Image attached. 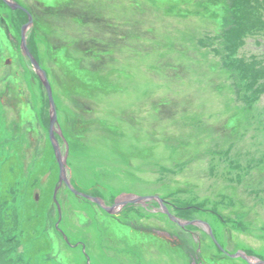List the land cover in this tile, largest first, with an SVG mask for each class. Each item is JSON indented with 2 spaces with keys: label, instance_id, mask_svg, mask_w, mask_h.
<instances>
[{
  "label": "rangeland",
  "instance_id": "rangeland-1",
  "mask_svg": "<svg viewBox=\"0 0 264 264\" xmlns=\"http://www.w3.org/2000/svg\"><path fill=\"white\" fill-rule=\"evenodd\" d=\"M36 1L56 5L68 0H19L27 5ZM154 1L164 9L166 5L169 13L178 14L167 21L168 28L178 25L196 29L189 40L195 36L199 48L206 51L199 54L200 60L189 59L188 66L167 68L168 76H174L177 82L180 78L174 86L158 74L152 75L139 60L132 62L127 49L119 50V54L126 55L129 65L137 68H78L68 50L47 46L33 20L29 39L34 38L38 48L37 53L32 48L34 54L53 84L58 116L54 123L63 140L58 139L67 146L62 160L65 176L53 185L41 232L46 234L47 228L53 232L50 250H55L52 255L61 264H222L228 256L229 264H248L234 257L236 250L244 249L264 259V175L260 184L259 179L251 178L257 177L259 170L264 172V11L254 4L242 7L232 24L225 3L230 2L227 8L233 10L231 5L239 0ZM215 6L223 16L221 21ZM0 10L9 9L1 2ZM1 18L3 36L7 23L1 24ZM183 35L186 40L188 33ZM18 41L11 44L4 37L0 40V69L8 66L7 73L0 72V149L10 152L8 147L13 142L20 144L25 153L20 154L24 168L20 184L24 187L47 158H40V154L43 147L50 146L47 132L51 116L43 99L47 97L44 88L39 87ZM71 96L88 105L89 111L71 113ZM179 96H190L189 106L183 100L180 103L186 110L201 109L199 117L186 119L182 111L176 112ZM164 102L168 103L167 111L155 115ZM206 122L222 123L237 131L233 144H222L225 137H217L221 129L194 131L187 140L181 138L177 143L167 140L169 135L187 136L193 125L201 127ZM190 152L196 157L191 159ZM177 158L181 160L173 163ZM49 169L55 175L57 164ZM246 172H251L250 183L256 181L262 190L252 189L254 184L248 188L237 183V177ZM68 184L88 197L96 196L99 202L71 192ZM152 193L163 197V206L150 199L145 205L127 201L126 215L124 210H114L121 207L117 199L125 194ZM17 199L19 208L22 194ZM35 200L37 205L42 202ZM164 208L181 217L196 214L209 221L221 246L203 228L188 226L194 235L182 231L176 226L182 220L170 219ZM7 231L15 242L13 232ZM162 231L175 232L183 243L161 237ZM234 232L253 235L258 243L232 238ZM185 241L193 253L197 252V258L183 253Z\"/></svg>",
  "mask_w": 264,
  "mask_h": 264
},
{
  "label": "trees",
  "instance_id": "trees-1",
  "mask_svg": "<svg viewBox=\"0 0 264 264\" xmlns=\"http://www.w3.org/2000/svg\"><path fill=\"white\" fill-rule=\"evenodd\" d=\"M127 1L68 0L59 2L56 5L36 2L30 7V11L33 14L35 24L42 30L47 46L51 47V50L60 49L61 47L68 50L72 58L71 61L76 62L78 68H84L89 71H108L116 68L120 70L122 69L121 66L127 68L126 65L130 69L132 67L137 68L129 65L131 61H128L126 55L119 54V50L124 51L127 49L128 54L132 55L129 58L132 62L139 60L141 65L150 69L152 75L158 74L162 80H168L170 82L169 85H177L181 82L180 78L177 82V78L168 76L167 68L188 66L189 59L200 60L199 54L204 53L205 55L206 53V51L199 48L194 40L195 36H193L192 40H189L190 35H193L192 32H195L196 29L189 28L187 30L178 25L168 28L167 21L176 19L175 15L177 13H169L166 5L164 9L158 6L154 0ZM243 1L233 2L231 5V9L234 8L233 10H228L230 2L228 4L225 3V10H227L231 22L233 20L232 24L236 19V14L239 11L242 12V7L254 4L256 8L261 7L264 11V0ZM215 9H217L216 15L220 17L221 21L223 16H221L219 7L215 6ZM17 13L25 20L27 13H23L20 10H17ZM183 15V18L187 17V15ZM184 33L186 35L188 33L186 40ZM34 42V38L29 39L28 45L34 57L38 60L39 56L35 55L32 49L34 48L37 53L38 48L34 45ZM191 56L195 57L192 58ZM71 98V102L74 104L70 111L71 113L73 111L76 113H87L89 111V106L83 101L76 96H71ZM43 99H46V97L43 96ZM177 99L178 110L176 112L180 113L182 111V114L186 115V119L199 117L198 114L202 112L201 109L186 110V106L180 103L183 100L188 102L189 106L192 101L190 96L188 98L179 96ZM167 106V102L161 103L154 111V114L158 115L162 111H167ZM174 106L171 107L172 110ZM219 129H221V133L217 137H225L226 139L222 144L226 143L228 145L230 142L233 144L237 131H232L229 126L226 127L222 123L218 125L206 122L201 127L200 124L193 125L187 131L189 134L186 138L194 135V131L208 130L213 132ZM182 137H185V135L182 134ZM16 147L22 156L25 155L21 150L20 144L19 146L16 144ZM185 148L187 146H184ZM52 154L53 151L50 146L49 149H44L43 155L48 157ZM194 157H196L195 153L190 152V158L193 159ZM1 158L0 225L1 223L4 224L0 226V240L1 238L3 239L0 241L3 243V245L0 244V247L3 249L4 254L0 252V264H61L52 255L55 250H50L52 242H54L53 232H50L48 228L46 234L41 232L46 223L45 207L49 200L52 199V188L49 190L50 187H48L42 193L43 197L40 200L42 202L39 201L41 204H38V206L32 198L34 185L37 184V181L32 183V185L27 184L22 187L20 184L22 165L18 164V158L14 155L11 158H6L5 155H2ZM13 159L18 163L12 162ZM177 159L181 160L180 158ZM43 162L45 163H43L44 165L42 164L43 167L42 165L38 167L32 175L37 176L39 171H43L48 167L47 161L43 160ZM256 176L258 177L259 175ZM239 178L240 184L248 188L254 184L255 188L252 187V189H261L260 186L255 185L256 181L252 180L250 183L251 179L249 180L245 173H241ZM20 194H22L23 201L21 207L17 208V198ZM10 201L12 203L8 205ZM8 229L13 232V240H16L15 242L11 241L12 236L10 234L7 235ZM4 244H8L9 247ZM42 256L47 257L43 262H39ZM8 258L10 259L9 262L7 261Z\"/></svg>",
  "mask_w": 264,
  "mask_h": 264
},
{
  "label": "water",
  "instance_id": "water-1",
  "mask_svg": "<svg viewBox=\"0 0 264 264\" xmlns=\"http://www.w3.org/2000/svg\"><path fill=\"white\" fill-rule=\"evenodd\" d=\"M6 2H8V5H10L12 8L13 7H16L17 6V4L16 3H11V2H9L8 0H5ZM28 14H29V19H28V22L27 23H25V26L27 25H29L30 23H31V21H32V15H31V13H29L28 12ZM25 26L24 27H22V31H21V36H22V39H21V43H20V47L22 48V51H23V53L26 55V56H28V58L30 59V61H31V63H32V65H33V68H34V70L36 71V73H37V75H38V78L40 79V82H42V84H43V86L45 87V91H46V93H47V95H48V105H49V114H50V116H51V121H50V130H49V139H51V142H52V145L54 146V150L56 151V156H57V160H58V162H59V167H60V177L62 178H64V176H65V174H64V169H63V166H62V160H63V158L61 159V153H60V151H59V148H58V142H57V139H55L54 138V136H53V134H52V131H53V127H54V122H55V120H56V106H55V104H54V99H53V93H52V91H51V85H50V81H48V78H47V74H46V71L40 66V64L37 62V60L36 59H34V57L32 56V54L30 53V51H29V48H27L26 46H25V40H24V28H25ZM59 177V178H60ZM69 185V184H68ZM58 186H56L55 187V190H56V188H57ZM69 187H70V189L74 192V193H76V194H81V195H83V196H86V197H88V195H86V194H84V193H81V192H77L73 187H72V185H69ZM133 196V195H132ZM152 197H156L157 199H158V202L160 203V204H162V199L161 198H159L158 196H156V195H134L133 197H131V198H128V200H126V201H129V202H135V201H137V200H145V199H149V198H152ZM88 198H90V197H88ZM93 199H95V201H98L97 199L98 198H96V197H94ZM126 201H120V202H118V203H120V204H123V203H126ZM99 202V201H98ZM97 202V203H98ZM99 204V203H98ZM115 205V204H114ZM113 205V206H114ZM164 210H165V212L166 213H168V211L164 208ZM168 216H170L172 219L174 218H176L174 215H171L170 213H168ZM188 222H190V223H196V222H199V223H201V224H203L204 226H207V228H208V231H209V233H210V235H211V237H213V235H212V233H211V227H210V225L209 224H207L205 221H203V220H201V219H196V220H191V221H188ZM253 264H264V259H260V258H257L256 259V261L253 263Z\"/></svg>",
  "mask_w": 264,
  "mask_h": 264
},
{
  "label": "bare ground",
  "instance_id": "bare-ground-1",
  "mask_svg": "<svg viewBox=\"0 0 264 264\" xmlns=\"http://www.w3.org/2000/svg\"><path fill=\"white\" fill-rule=\"evenodd\" d=\"M7 69H8V66L5 64L4 66H1V69H0V72L2 75H4L5 73H7ZM63 158L62 154H61V159ZM125 197V196H123ZM233 236L232 238H235L237 240H248L252 245H255L256 243H258V238L254 237L253 235L251 236L249 234V236L247 235H242V234H239L237 232H234L233 233ZM251 236V237H250ZM231 262V259H226V258H223L222 259V264H229Z\"/></svg>",
  "mask_w": 264,
  "mask_h": 264
},
{
  "label": "flooded vegetation",
  "instance_id": "flooded-vegetation-1",
  "mask_svg": "<svg viewBox=\"0 0 264 264\" xmlns=\"http://www.w3.org/2000/svg\"><path fill=\"white\" fill-rule=\"evenodd\" d=\"M171 240H173V241H176L177 242V238H173V237H171ZM184 250L185 251H187L188 253L190 252V249L188 248V246H186L185 248H184Z\"/></svg>",
  "mask_w": 264,
  "mask_h": 264
},
{
  "label": "clouds",
  "instance_id": "clouds-1",
  "mask_svg": "<svg viewBox=\"0 0 264 264\" xmlns=\"http://www.w3.org/2000/svg\"><path fill=\"white\" fill-rule=\"evenodd\" d=\"M150 200V199H149ZM149 202V201H148ZM190 264H202L201 261H199L198 263H192V261H190Z\"/></svg>",
  "mask_w": 264,
  "mask_h": 264
}]
</instances>
